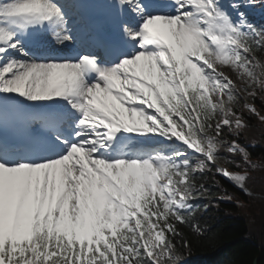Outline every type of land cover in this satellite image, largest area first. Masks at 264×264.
Here are the masks:
<instances>
[{"label":"snow or ice","instance_id":"snow-or-ice-1","mask_svg":"<svg viewBox=\"0 0 264 264\" xmlns=\"http://www.w3.org/2000/svg\"><path fill=\"white\" fill-rule=\"evenodd\" d=\"M257 8L0 0V264H184L209 179L247 191L229 167H257L237 139L245 110L264 122Z\"/></svg>","mask_w":264,"mask_h":264},{"label":"trees","instance_id":"trees-1","mask_svg":"<svg viewBox=\"0 0 264 264\" xmlns=\"http://www.w3.org/2000/svg\"><path fill=\"white\" fill-rule=\"evenodd\" d=\"M253 23L264 24L260 19ZM255 102L264 111V95H258ZM245 120L249 127L237 139L257 167L230 168L249 173L247 186L252 193L239 192L220 176L215 183L209 179L207 186L212 192L231 197L236 203L223 204L215 199L195 202L202 209L198 220L203 235L192 237L193 247L186 255L193 258L192 264H264V122L246 110ZM221 154L226 155L223 149ZM234 159L241 160L239 156ZM204 204H208L206 209Z\"/></svg>","mask_w":264,"mask_h":264},{"label":"rangeland","instance_id":"rangeland-1","mask_svg":"<svg viewBox=\"0 0 264 264\" xmlns=\"http://www.w3.org/2000/svg\"><path fill=\"white\" fill-rule=\"evenodd\" d=\"M225 71L227 72L228 75H230V77L237 83L238 87L240 86V84L242 83L239 79H237V73L231 72L228 69H225ZM240 94L241 95H246L245 92L241 89L240 90Z\"/></svg>","mask_w":264,"mask_h":264},{"label":"bare ground","instance_id":"bare-ground-1","mask_svg":"<svg viewBox=\"0 0 264 264\" xmlns=\"http://www.w3.org/2000/svg\"><path fill=\"white\" fill-rule=\"evenodd\" d=\"M53 47L59 48V46H56V45H53ZM63 49H69V48H63ZM58 51H61V50H58ZM54 52H57V51H54Z\"/></svg>","mask_w":264,"mask_h":264},{"label":"water","instance_id":"water-1","mask_svg":"<svg viewBox=\"0 0 264 264\" xmlns=\"http://www.w3.org/2000/svg\"><path fill=\"white\" fill-rule=\"evenodd\" d=\"M256 262V260H254V263Z\"/></svg>","mask_w":264,"mask_h":264}]
</instances>
